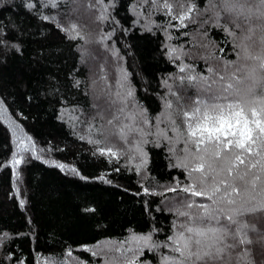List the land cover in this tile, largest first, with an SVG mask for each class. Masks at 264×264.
Returning a JSON list of instances; mask_svg holds the SVG:
<instances>
[{
  "label": "snow or ice",
  "instance_id": "1",
  "mask_svg": "<svg viewBox=\"0 0 264 264\" xmlns=\"http://www.w3.org/2000/svg\"><path fill=\"white\" fill-rule=\"evenodd\" d=\"M97 4L99 23L111 25L110 29H101L99 42L106 50H112L118 62L120 76L116 88L117 96H122V106L117 111L129 121L121 125L119 132L125 146L111 142L115 133L100 131L93 137V125L79 109V100L74 95L79 94L82 84L86 85L76 75L79 69L64 79L49 73L47 91L41 95L52 97L49 103L55 105L58 123L67 126L74 142L89 145L86 151L104 165L101 170L106 175L88 176L78 166L54 159L52 153L63 149L51 141L47 149L38 150L31 136L18 132L20 124L14 119L16 115L28 119L31 113L25 114L23 108L31 109L34 97L28 92L17 97L6 89L0 90V119L7 123L3 131L5 136L11 133L14 146L9 149L10 158L6 152L3 162L6 171L10 168L13 179L12 189L17 194L13 199L20 192L16 181L20 178L18 166L22 160L25 164L39 161L61 173L70 172L85 184L98 181L141 198L142 214L146 216L144 227L140 230L129 227L128 235L119 242L81 245L80 249L90 253L94 260L104 256V264H245L248 253L242 247L250 243L245 234L249 217L264 219V0H206L203 7L200 0H180L176 5L178 11L173 10L168 0H136L128 6L124 20L119 19L115 0L106 6L105 0H97ZM49 8L57 9V0H0V56L5 65L9 56L12 60L25 57L30 44L37 45L32 62L55 63L56 54L47 42L50 35L69 45L84 39L75 25L64 26L55 15L48 14ZM137 8L143 9V14ZM160 12L166 18L163 23L153 20ZM254 20L259 24L255 25ZM53 24L55 32L50 26ZM189 24L199 26L200 46L209 50L202 57L207 75L183 62V45L171 43L174 37L169 28H175L177 35L187 36ZM137 28L141 37L151 34L158 38L159 32L164 33L166 39L160 42L157 54L178 70L167 79L161 76L160 86L166 91L160 97L162 110L154 117L138 100L131 74L119 68L124 56L116 36L122 34L124 48L130 49L124 37L135 34ZM210 29L222 33L223 39L212 38ZM228 52L236 58L230 59ZM177 78L182 85L187 81L197 89L194 100L189 97V103H179L181 97L174 89ZM92 83L95 85V80ZM145 83L149 84L147 80ZM144 91L151 94L149 87ZM84 94H88L87 87ZM172 97L177 99L175 109ZM65 113L71 114L69 119H65ZM117 119L114 115L107 123L112 125ZM84 125L89 127L87 139ZM152 148L163 151L170 174L178 170L183 179L177 175L169 183L161 184L158 180L154 186L145 183L154 179ZM23 153H30L31 161ZM124 174L137 178L135 191L118 183L119 176ZM167 193L174 195L169 199ZM154 196L161 197L155 208L156 202L150 199ZM19 206L26 210L23 198L19 199ZM80 210L85 217L97 213V207L89 203ZM156 213L170 214V225L161 226ZM7 237V232L0 236V248H4ZM106 247L118 252L119 258L110 259ZM66 256H73L71 248ZM0 264H27V261L4 248ZM45 264L54 262L46 259ZM59 264L69 262L64 259ZM72 264H93V261L73 258Z\"/></svg>",
  "mask_w": 264,
  "mask_h": 264
},
{
  "label": "trees",
  "instance_id": "2",
  "mask_svg": "<svg viewBox=\"0 0 264 264\" xmlns=\"http://www.w3.org/2000/svg\"><path fill=\"white\" fill-rule=\"evenodd\" d=\"M111 2L113 0H105V6ZM135 2L136 0H115L118 5L116 11L119 19L124 20L128 6ZM205 2L206 0H200L201 7ZM76 3L81 7L74 6ZM168 3L173 5L174 11H178L176 5L180 3V0H168ZM57 4V9H47L48 14L55 15L64 26L75 25L76 32L84 39H77L74 44L69 45L62 42L56 35H50L47 42L56 54V62L52 64L38 65L32 62V53L37 47L34 44L28 46L27 54L23 58L12 60L9 56V63L6 65L3 63V57L0 56V90L6 89L17 97L28 92L34 97L33 107L23 108L25 114L31 113L28 119L23 120L18 115L14 116V119L20 124L18 132L24 136H31L32 143L38 150L47 149L51 141L53 145L63 149L52 153L54 159L67 165L78 166L88 176L106 175L101 170L104 165L94 160L86 151L89 145L85 143L81 146L74 142L67 126H61L58 123L54 112L55 105L49 103L52 97L45 98L41 92L47 91L49 73L64 79L74 69H79L76 75L86 81V85L82 84L79 94L74 93V95L79 100V109L83 110L89 123L93 125L91 128L93 137L100 131L115 133L111 142L124 147L119 138V132L121 125L129 121H126L124 114H119L117 111L122 106V96H117L116 88V80L120 76L118 62L112 50H106L105 46L99 42L101 29H110L111 25L99 23L97 0H57ZM86 7L94 8V10H87ZM136 11L143 14L144 10L137 8ZM165 19L163 12L153 16V20L158 23L165 22ZM253 23L258 25L259 21L254 20ZM50 26L55 32V25ZM198 27V25L189 24L186 29L189 33L187 36L177 35L175 28H169L174 37L171 43L177 47L183 45L181 50L183 62L195 66L202 74L207 75L205 60L202 57L209 50L200 46ZM210 31L215 40L223 39L222 33L212 29ZM121 35L116 36V40L120 41L121 54L124 56V59L119 61V68L126 69L131 74V82L138 91V100L147 106L154 117L162 110L160 97L166 91L160 86L161 76L167 79L170 74L178 71L176 66L157 54L160 42L166 39L164 33L159 32L158 38L151 34L141 37L137 28L135 34L130 33L128 37H124L128 40L130 49L124 48V43L120 39ZM257 35H259L258 28ZM226 55L233 60L236 58L231 52ZM209 63L212 62L209 61ZM93 80L95 85L92 83ZM145 80L149 84H146ZM108 85L111 87L109 88ZM85 87L88 92L86 96ZM145 87H149L151 94L144 91ZM153 89L155 91H152ZM174 89L181 97L180 104L189 103V97L193 100L196 98L197 89L187 81L182 85L177 78L174 81ZM119 91L123 93L124 90ZM172 101L175 109L176 97H172ZM78 114L79 112L76 113ZM70 115L65 113V119H69ZM114 115H117L118 119L109 125L107 121L113 119ZM153 123H155L154 120ZM5 128H7L6 121L0 119V236H3L4 232L8 233V237L3 241L4 248L10 249L15 256L27 261V264H37V262L45 264L46 259L54 264L67 259L69 264H72L73 258L87 259L93 261V264L98 260L99 264H104V256L94 260L91 254L82 251L80 246L84 244L92 246L97 241L102 244L119 242L128 235L129 227L136 230L144 227L146 216L142 214L140 197H134L116 186L102 185L98 181L85 184L70 172L61 173L46 167L39 161H31L30 153L22 154L31 162L25 164L22 160L21 165L18 166L20 178L16 183L20 192L18 198L14 200L13 196L17 194L12 189L13 179L10 168L6 171L3 164L5 153L7 152L10 158L9 149H13L14 146L11 144V133L9 132L8 136L4 134ZM83 132L87 139L88 125L83 126ZM151 151L153 162L151 176L154 179L146 180L145 183L154 186L158 180L161 184H165L177 175L183 179L178 170H172L170 174L163 151L154 148ZM104 159L106 160L107 157ZM118 183L133 191L137 188V178L134 175H120ZM166 195L171 199L174 194ZM20 198L25 200L26 210L19 206ZM150 199L156 202L153 204L155 208L161 197L154 196ZM85 203L95 205L97 213L85 217L80 210ZM156 215L161 226L170 225L172 219L170 214L156 213ZM29 219L32 221L31 225ZM245 234L250 241L242 247V250L248 253L245 264H264V219L249 217V227L245 229ZM4 248H0V252H3ZM69 248L72 250V257L66 256ZM105 252L110 259L120 256L118 252L107 247Z\"/></svg>",
  "mask_w": 264,
  "mask_h": 264
},
{
  "label": "rangeland",
  "instance_id": "3",
  "mask_svg": "<svg viewBox=\"0 0 264 264\" xmlns=\"http://www.w3.org/2000/svg\"><path fill=\"white\" fill-rule=\"evenodd\" d=\"M74 6L80 8V4L76 3ZM87 10H94V8L91 9V7H86ZM7 124V123H6Z\"/></svg>",
  "mask_w": 264,
  "mask_h": 264
}]
</instances>
